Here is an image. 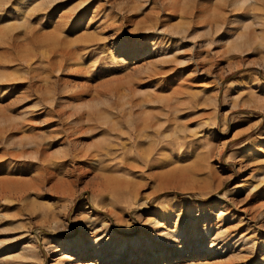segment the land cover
Listing matches in <instances>:
<instances>
[{
	"label": "rangeland",
	"instance_id": "obj_1",
	"mask_svg": "<svg viewBox=\"0 0 264 264\" xmlns=\"http://www.w3.org/2000/svg\"><path fill=\"white\" fill-rule=\"evenodd\" d=\"M243 2L0 0V264H264Z\"/></svg>",
	"mask_w": 264,
	"mask_h": 264
},
{
	"label": "bare ground",
	"instance_id": "obj_2",
	"mask_svg": "<svg viewBox=\"0 0 264 264\" xmlns=\"http://www.w3.org/2000/svg\"><path fill=\"white\" fill-rule=\"evenodd\" d=\"M248 0H244L243 3H246ZM252 2H256V0H251ZM77 243V242H75ZM76 247H79L80 248V254L82 257L86 256L87 253H88V247L86 244L82 243L81 245H77Z\"/></svg>",
	"mask_w": 264,
	"mask_h": 264
}]
</instances>
